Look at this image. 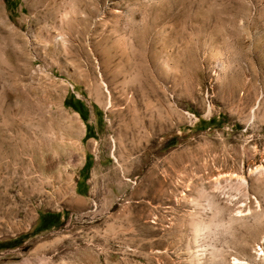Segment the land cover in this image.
Returning a JSON list of instances; mask_svg holds the SVG:
<instances>
[{"label":"rangeland","instance_id":"1","mask_svg":"<svg viewBox=\"0 0 264 264\" xmlns=\"http://www.w3.org/2000/svg\"><path fill=\"white\" fill-rule=\"evenodd\" d=\"M0 264H264V0H0Z\"/></svg>","mask_w":264,"mask_h":264}]
</instances>
